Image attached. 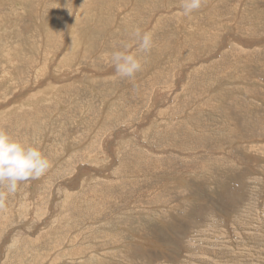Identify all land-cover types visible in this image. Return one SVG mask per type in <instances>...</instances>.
Segmentation results:
<instances>
[{"label":"rangeland","instance_id":"obj_1","mask_svg":"<svg viewBox=\"0 0 264 264\" xmlns=\"http://www.w3.org/2000/svg\"><path fill=\"white\" fill-rule=\"evenodd\" d=\"M181 4L0 0V129L52 165L0 264H264V0Z\"/></svg>","mask_w":264,"mask_h":264},{"label":"clouds","instance_id":"obj_2","mask_svg":"<svg viewBox=\"0 0 264 264\" xmlns=\"http://www.w3.org/2000/svg\"><path fill=\"white\" fill-rule=\"evenodd\" d=\"M206 4L207 0H182L181 7L183 14L190 17ZM134 36L138 42L136 52L125 48L112 56L116 73L122 78L134 79L147 63V60L138 58V53L150 54L154 47L153 33L142 34L137 28ZM51 167L49 159L37 147L15 139L9 132L0 129V214L8 211L9 197L17 195L20 185L40 180ZM88 264H93L92 258Z\"/></svg>","mask_w":264,"mask_h":264},{"label":"bare ground","instance_id":"obj_3","mask_svg":"<svg viewBox=\"0 0 264 264\" xmlns=\"http://www.w3.org/2000/svg\"><path fill=\"white\" fill-rule=\"evenodd\" d=\"M44 28H45V27H44ZM43 31H44V30H43ZM53 35H54V33H53ZM2 44H3V43L0 44V48H1V45H2ZM263 229H264V228H263ZM74 240H75V239H74ZM76 241H77V240H76ZM72 246H73V245H72ZM60 250H61V249H60Z\"/></svg>","mask_w":264,"mask_h":264}]
</instances>
